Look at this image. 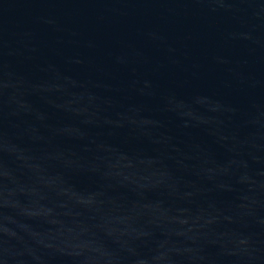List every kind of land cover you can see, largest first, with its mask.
I'll list each match as a JSON object with an SVG mask.
<instances>
[{
	"label": "water",
	"instance_id": "95a60500",
	"mask_svg": "<svg viewBox=\"0 0 264 264\" xmlns=\"http://www.w3.org/2000/svg\"><path fill=\"white\" fill-rule=\"evenodd\" d=\"M0 264H264V0H0Z\"/></svg>",
	"mask_w": 264,
	"mask_h": 264
}]
</instances>
